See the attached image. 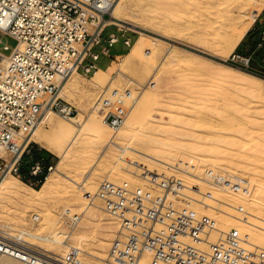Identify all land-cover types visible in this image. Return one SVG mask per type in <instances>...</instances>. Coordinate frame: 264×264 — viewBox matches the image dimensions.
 Returning <instances> with one entry per match:
<instances>
[{
  "label": "built area",
  "instance_id": "2783aa9c",
  "mask_svg": "<svg viewBox=\"0 0 264 264\" xmlns=\"http://www.w3.org/2000/svg\"><path fill=\"white\" fill-rule=\"evenodd\" d=\"M115 1L0 0V31L18 40L9 55L0 51V180L8 174L25 178L29 134L44 108L66 119L79 115L75 105L59 96L60 83L73 73L91 75L100 67L101 55L111 56L119 36L111 33L104 39L106 29L114 25L124 31L108 21ZM122 34L129 47L132 38ZM258 47L264 49V31ZM252 61V55L237 51L228 57L236 67L263 74L264 53L261 68ZM135 100L133 90L115 88L101 94L94 109L116 131ZM28 165L41 181L53 164L37 158ZM132 173L142 183L103 179L94 192H85L87 200H100L119 220L107 257L111 264H139L145 253L150 255L148 264H264V246L249 244L248 235L235 226L221 230L217 217L205 212L248 220L244 205L212 190L246 197L252 193L248 178L206 169L188 181L143 165ZM66 216L74 223L81 215L68 211ZM80 257L76 246L55 255L0 229V264H83Z\"/></svg>",
  "mask_w": 264,
  "mask_h": 264
},
{
  "label": "bare ground",
  "instance_id": "6f19581e",
  "mask_svg": "<svg viewBox=\"0 0 264 264\" xmlns=\"http://www.w3.org/2000/svg\"><path fill=\"white\" fill-rule=\"evenodd\" d=\"M168 1L183 6L190 4L189 0H168ZM196 1L198 2L199 6L205 5V8H207L206 11L208 12V14L210 13L209 15H211L210 18L211 20L208 21V24H205L200 29L201 31L205 32L206 35L207 34L209 35L208 39L206 38L205 43L218 44V45L224 44L223 47L226 51L225 52L226 55L223 56L219 52H214V55L223 58V60H226L227 57H229V55H231L234 52L236 47L244 38L248 29L255 21L258 14L264 9V0H196ZM162 2L163 0H159V3H161V5ZM126 3L127 0H118L116 4L114 3L111 10V19H109L108 21L116 25H124V23H130L133 27L139 26V24H136L132 20L128 21L126 20V17H124L123 8L125 7ZM251 4L255 6L250 9L249 6ZM163 8L161 6V9ZM147 32L140 31L138 37L130 45V48L127 52L122 54H116V56L122 57L121 63L118 68L119 74L128 77V79H132L139 86H141L142 89L140 90L135 102L132 104L131 110L125 122L119 127L118 130L115 131V133L111 132L112 130L111 127L104 120L101 113L97 112L94 109V104L99 98V97L97 98L98 95L97 93L100 92V90L102 89H103L102 93L106 92L107 88L112 84V82H114L112 77V72L115 71L114 67L112 66H108L107 68L98 67L95 70L94 74L92 73L93 74L91 78L92 86L89 89L85 88L84 90L80 88V85L78 84L77 80L75 78H72V76L76 73H73L62 80L59 87V96L63 97L64 99H67L69 96L75 95L76 96L75 100L77 101L79 109L81 111L80 113L82 114L79 115L78 118L66 119L65 117L61 116L58 112L51 110L47 107L44 108L40 120L33 127L32 132L29 134V140L38 143L39 145H41V147L42 146L45 147L47 150L57 155L59 157V160L57 161L56 164L52 165L50 171L46 174V177L44 178L42 184L39 187L30 186L22 179L11 174L4 176L0 180V225L4 226L5 227L4 229H6V227L9 228L6 230L17 235L18 237H24L25 235H28L31 238H33V240L38 239V241H40L42 245L45 246L46 250L48 251L53 250L55 252L57 251L59 252L60 255L63 254L68 247L76 246L80 249V254H81L80 259L83 264H111L108 261L107 257L111 245V240L114 237L115 232L118 230L117 227L119 226V220L117 219V217L110 215L108 213L110 215V220L105 221L106 218L104 217V213L106 211L102 206V202L98 199H95L94 201H89L85 198L86 191L94 192L96 190L97 185H95V182L97 181L98 177H101L100 175L102 174L101 170L103 166L105 165L108 166V164L110 163L112 164V162L113 164L114 163L116 164L119 161L121 162L122 160L124 161V163L125 162L127 163V165L125 166L120 165L118 167L110 168V170L109 169L107 170L108 173L106 176H110L115 181H117L118 179L119 180L127 179L129 181L138 179L135 178L136 175L132 173V171H134L135 168H139L140 165L147 166L151 169L150 167V165H152L151 163L157 162L156 160L162 161L165 165H167L166 167L168 168L176 169L179 173L184 175L183 176L184 179L186 176H188L189 178L190 177L193 178L196 175L202 174V168L200 167L207 166L206 165L207 163L204 162L206 160L204 159H207V161L209 160L208 166L213 170L219 167L218 166L219 163L221 166L220 161H222L224 155L222 149L223 150L225 149L224 153L227 154L226 149L228 151L229 147L220 148L218 144L220 143L222 144L223 141L224 144L226 145L229 144L228 146H230V142L228 143L229 138L228 139L226 138L227 141L226 139H224L226 143L224 142L223 138L225 136L222 138V140L220 138L222 137L221 135L219 136L220 139H216L217 137L215 138L212 137V139L209 142L205 141L206 137L205 139L203 138L204 136L199 137L196 140V142H188L192 144L194 143L192 146L186 143L185 140L183 139L181 144L180 137L178 136L174 137L173 135L172 138L170 133L167 135L168 137L170 135V137L168 138V142L166 143L158 142L155 145L157 152L161 154H166L167 158L164 159H160L156 157L155 154L157 152H154L155 154H153L152 152L144 153L139 149L134 148L132 145H129V143L124 144V138L121 136L126 135L128 133L130 134V131H132L134 125L138 123L136 122L137 120L143 122L145 119L148 118L149 107L150 105H152L151 104L152 101L154 99H157L159 101V97H161V93L163 92L162 90L163 85L161 84L163 76H161L160 73L161 72L164 73L168 67L169 68L179 67V68L192 70V72L193 71L195 72L194 74L193 73L192 74L193 75L196 74V76L197 75L199 76V74L202 75L201 72L204 70L205 71V73L203 72L204 75H206L209 72L211 73V76H209L210 78L213 77L212 76L213 74L214 76L217 77V78L215 77L216 79L213 77L214 81L215 80L217 82L220 81L218 80V77H220L222 82L223 80L225 81L223 83H227V84L234 83V86L236 85L237 87L240 88V90L241 88L260 89V87L261 88L264 87V78H262L260 75L256 73L247 71L240 67H234V65L225 62H219V64L217 63L218 66H216V68H220L221 70H218L219 73L213 72L212 74L211 71L212 67L209 64L208 65L209 67L207 66L208 67L207 69L204 59L193 56L192 54L184 52L183 50H178L174 48L172 43L166 48L161 59L159 60L153 59L154 57L157 58L158 54H160V51L158 47H156V44L159 42L161 43L162 40L165 41L162 38L163 37L166 38L168 36L166 34H161L160 37L162 36L163 37L160 38L159 36H152ZM203 36L204 35H202V38H204ZM203 41L202 44L204 43ZM142 55H148V61L147 59H144L142 61L143 65L141 64V67H139L141 71H139L138 77H141L142 79L143 78L142 74L148 71L149 77L147 78V83H150L149 85H151L153 90H148V88L145 87L143 83H141L142 81H140V79L133 78L126 73V70L132 65V63H134ZM150 61L153 62L151 63ZM162 69L164 71H160ZM173 71L171 70V72ZM181 76H179V78ZM188 78L189 77H187V79ZM197 82L198 81H196V83ZM217 85H219V83ZM81 87L83 86L81 85ZM191 91L189 95H192L193 92ZM212 91L213 90H211V92ZM144 93H147L145 97H143ZM210 93L208 97L206 96L204 97L207 99V101L209 98H211L212 93L211 94ZM213 94L212 96L214 97ZM219 95L220 93L217 92V96ZM192 96H194L192 97L193 100V98H195V95L193 94ZM184 99H185V95H184ZM158 101L156 102L158 103ZM172 106L175 108L174 104ZM179 108L181 111L180 106ZM175 110L177 111V108ZM172 114L174 115L176 114L177 116V113L172 112ZM194 114H196L195 111ZM199 114L200 113L198 112V116ZM45 127L49 128L48 130L49 132H44ZM190 128L192 129V127ZM110 132L112 133V135L107 140L106 137L108 134H110ZM192 135L189 136L192 138ZM193 138H195V136ZM202 138L204 139L203 141ZM234 138L235 137H233V139ZM238 139L241 140V137H239ZM238 139H235V141H238ZM200 140L202 143L200 142ZM248 141L250 144L251 141L250 140ZM257 141L258 140H256V142ZM183 142H185L187 145H185V143ZM233 142L231 143L233 144ZM245 143H247V141H245ZM245 143H240L238 141V144L242 145L243 147L245 146ZM263 143L264 141L262 140V144ZM99 144L101 146H104V148L101 151L98 158L94 161V163L91 166L88 164L89 166L87 170L83 171V173L79 172L80 173L79 176L77 173L76 176L73 172L75 171V169H78V167L80 166L82 167L83 161L86 164L85 160L87 158L85 159V157L86 155H88L87 153L91 151L89 148H94L93 146L96 147L97 145L99 146ZM256 147H258V145ZM81 148L83 149V152L85 151L84 156H79V158H75L78 157V155L76 156L74 154L75 150L76 149L80 150ZM184 150L190 152H186ZM259 150L261 151V148ZM117 151H119V153ZM221 151L222 153H219ZM136 153L141 154L140 157L142 158L137 156ZM216 153L217 154L219 153V155L222 154L223 155L222 157H219V155H217ZM242 153L244 154V152ZM227 155L225 156V160ZM228 157L230 158L229 155ZM72 158L76 159L75 164L71 162L74 166L72 165L73 167L70 168L67 173L63 170V167H65L64 165H66V163L67 164L69 163L70 165V160ZM73 159L72 161L74 162ZM136 159L138 163L134 162L136 161ZM174 159H176L177 161L179 160V162L176 161L177 163H179L177 166L175 165ZM256 159L257 158H255V160ZM227 164H229V162L226 163V165ZM131 165H133L134 167L133 169L130 167ZM107 168L108 167H106V169ZM189 178L186 180H189ZM138 182L142 183L141 180H139ZM212 190L214 194L221 196L223 199L227 201H232L236 204L244 205L250 213L248 220L243 222L240 221L239 219L230 218L222 214H215V212H213V210L210 209L205 210L206 213L215 215L217 217L219 222V228L221 230H226L229 229L230 227L235 226L238 229H240L243 234L248 235L249 244L264 246V216H260L259 214L250 211V207L252 204L248 200L251 199V195L243 197L240 195L229 194L221 190H218L216 188H212ZM253 191L254 190H252V192ZM255 193L257 194L254 197L259 199L261 202H264V198L262 197V189L256 188ZM49 198H53L54 200L55 198L56 200L64 199V201L66 202L68 201L69 204L67 202V205L65 207L63 206L64 208L60 210L58 209L54 210L55 213L53 212V214H50V212H48V209L46 208L47 212L51 216H48V214L46 216L45 213L46 216L45 220L43 217H42L43 220H41L40 209L44 211L45 207L49 205V203L48 205H46L47 200ZM31 211H33V213H31L30 216L31 220L34 222L36 220L38 221L40 220L37 228L31 227L30 225H33V223L31 222V224H29L28 222V220H30L28 215ZM68 211H71L72 214L74 215L80 214L81 216L74 223L72 222L70 223L68 222L66 216V213H68ZM64 217L66 218L65 220H63ZM47 219L48 221H46ZM46 223H51L50 228H47ZM67 223H70L69 224L71 226L70 228L66 227L65 224ZM13 227L18 228L19 231L10 230V228ZM45 228L48 229L46 233L44 232ZM93 244L94 246H92ZM149 261H150V255L148 253H145L141 257L139 264H148Z\"/></svg>",
  "mask_w": 264,
  "mask_h": 264
},
{
  "label": "rangeland",
  "instance_id": "374dc122",
  "mask_svg": "<svg viewBox=\"0 0 264 264\" xmlns=\"http://www.w3.org/2000/svg\"><path fill=\"white\" fill-rule=\"evenodd\" d=\"M116 2H118V0H116ZM116 2H115V4H116ZM189 2H190V4L183 6V5L175 4L173 2L171 3L168 0H163L162 5H161V3H159V0H127V3L125 5V7L123 8L124 17H126V20H128V21H131V20L134 21L136 24H139V26L133 27L130 23H124V25H118L119 27L123 28L124 31L118 30L117 26H114V25L109 26L106 29L104 36H103L104 39H107L111 33H116L119 36V41L111 48V56L101 55L100 59L98 60V64L101 68H107L108 66H112L115 69V71L112 72V77H113L114 82H112V84L107 88L106 92H108L109 90L115 89V88L131 89L134 91L136 98L138 97V94L140 92V90L138 89L139 85L135 81H133L132 79H128V77H126V76H122L121 74H119V71H118L122 57L116 56V54L125 53L130 48V46L127 47L124 44V36H123L122 32H124L125 35L132 38L130 45L138 37L140 31H145V32L148 31L147 32L148 34H150L152 36H159V37L161 36V34H166L168 37H166V38L163 36H162L163 38L160 37V38L164 39L165 41L162 40L161 43L159 42L156 44V47H158V49L160 51V54H158L157 58L152 57L153 59H156V60L161 59L166 48L172 43L174 48H176L178 50H183L184 52L192 54L193 56L204 59V61L206 63V67L209 64L212 67V69L210 67L212 74H213V72L217 73L218 70H221L220 68H216V66H218L219 62H225V63L230 64L228 62V57L226 60H223V58H220V57L214 55V52H219L223 56L226 55V53H225L226 51L223 47L224 44L218 45V44H207V43H205V40H206V38L208 39L209 35L207 34L208 35L207 36L206 33L201 31L200 29L205 24H208L209 20H211L210 19L211 15H209L210 13L208 14V12L206 11L207 8H205V5L199 6V4L196 0H189ZM161 6H162V8L163 7L164 8L161 9ZM254 6L251 4L249 6V8L251 9ZM159 8L161 11L159 10ZM254 27H257V29L254 30ZM262 29H264V22L259 21L256 24V19H255V21L253 22L251 27L248 29L247 33H250L251 31L259 33V32H262ZM200 35H201V37H200ZM202 35H204L203 36L204 38H202ZM0 38L2 39L0 42V51L6 55H9L12 52V50L14 49V47L17 45L18 40L15 37H13L9 34H6L2 31H0ZM200 40H202L204 43L202 44V41H200ZM6 45H8L7 48H5ZM234 51L240 52L242 54L247 53L245 51L244 47H242L241 49H235ZM149 58H151V57H149ZM256 58H259V59L261 58L260 53H257ZM144 59H147V61H148V55L140 56V58H138L134 63H132V65L126 70V73L133 78L140 79V81H142L141 83H143L144 86L148 88V90H153L151 85H149L150 83H147V78L149 77L148 71H146L142 74L143 80L141 79V77H138L139 71H141L139 67H141L142 61ZM153 59H150V60H153ZM212 64H213V66H212ZM208 67H207V69H208ZM234 67H236V66H234ZM170 68L168 67L164 73L163 72L160 73V75L163 76L162 77L163 79L161 81V84L163 85V87H162L163 92L161 93V97H159V101L157 99L153 100L154 103L152 101V103H151L152 105H150V107H149L148 118L144 120L146 122H144L143 120H142L143 122L137 120L136 122H138V123L134 125L132 131H130V134L128 133L126 135L121 136L124 138V144L129 143V145H132L134 148L139 149L140 151H142L144 153H151L152 152L153 154H155L154 152H157V149L155 147L156 143L168 142V138L170 137V135L172 136V138H173V135H174V137L175 136L180 137V139H181L180 143L181 144H182V139L185 140L186 143L196 142V140L199 137H203V136H204L203 137L204 139L206 137L205 141H207V142H209L212 139V137L213 138L217 137L216 139L221 138V140L224 136L225 137L223 138V140L226 138L227 139L229 138L228 143L230 142V146H228L229 145L228 143H227L228 145L224 144L223 141H222V144L221 143L220 144L217 143V144H218V146H220V148L229 147L228 151L226 149V152L230 156V158L228 157L227 154L224 153L225 149L224 150L222 149L224 155L222 154L223 155L222 161L219 160L221 162V166L219 163L218 164L219 167L214 169V170L219 171L221 173H233V174L248 178L252 183V190H254L250 194L251 199L248 200L252 204L250 207V211H253V213L259 214L260 216H264V202H261L259 199L254 197L257 194V193H255L256 188L257 189L261 188L262 189V197L264 198V155H263L264 154V146H263L264 143L262 144V140L264 141V87H262V88L260 87V89L259 88H254V89H248V88L242 89L241 88V90H240L239 87H237L236 85H235L236 87L234 86V83H231L233 85L223 83L225 81L223 80V82H222L220 77H218V80H220V81H218V82L216 80L214 81V78L216 76H214V74H213L212 76L214 78L213 77L210 78L209 76H211V73L208 72L206 75H204V73H205L204 70L201 72L202 75L199 74V76L198 75L196 76V74L193 75L195 72L194 71L192 72V70H188L185 68H179V67H170ZM173 69H174V71H173ZM216 69H217V71H216ZM171 70L174 73L171 72ZM205 70H206V68H205ZM160 71H164V70L162 69ZM197 73H199V72H197ZM79 74H81V75H79ZM93 74L87 76V75H84L83 73H76L72 76V78H75L77 80L78 84L80 85V88L85 90V88L89 89L92 86L91 78H92ZM258 75H260L262 78H264V73L258 74ZM179 76H181V77L179 78ZM187 77H189L188 78L189 80L187 79ZM196 81H198V82L196 83ZM218 83H219V85H217ZM208 84H209V86H208ZM81 85L84 88L81 87ZM211 88H213V89H211ZM200 90H201V92H200ZM211 90H213V91L211 92ZM190 91L193 92L192 95L193 94L195 95V98H193V100H192V97H194V96L189 95ZM205 91H207V92H205ZM216 91L220 93L219 96H217ZM102 92H103V89L97 93L98 94L97 98L101 94H103ZM210 92L212 94L214 93L213 94L214 97L212 96V94ZM203 93H205L206 95ZM209 93L211 94V98H209L207 101V99L204 97L205 96L208 97ZM146 95H147V93H144L143 97H145ZM184 95H185V99H184ZM75 97H76L75 95H71L66 100L69 101L71 104L75 105L79 111V115H81L82 113H80L81 111L79 109L77 101L75 100ZM186 98H187V101H186ZM201 98H203V99H201ZM224 98H225V100H224ZM210 99H211V102H210ZM156 101H158V103ZM76 103H77V105H76ZM173 104H174L175 108L172 106ZM179 106L181 107V111H180ZM201 106L202 107L204 106V107L202 108ZM172 107L174 110L177 108V111L176 110L174 111L172 109ZM200 108H201V110H200ZM207 110H208V112H207ZM194 111L196 114H194ZM172 112L177 113V116H176V114L175 115L172 114ZM192 112L194 115L192 114ZM198 112L200 113L199 116H198ZM79 115L77 116V118L79 117ZM173 115H174V118H173ZM55 119H56V117H55ZM210 122H211V125H210ZM198 123H200V124H198ZM214 124L216 125V127ZM190 127H192V129ZM48 130H49L48 127L44 128V132H49ZM111 132L115 133L114 130H111ZM111 132H110V134H108L109 137L107 135V137H106L107 140L111 137V135H112ZM168 134H170L169 137L167 136ZM238 134H239V136H238ZM189 135H192V138ZM220 135L222 137L219 138ZM194 136H195V138H193ZM233 137H235V138L233 139ZM239 137H241V140L238 139ZM243 137H244V139H243ZM203 138H202V141L204 140ZM227 139H226V141H227ZM232 139H233V141H235V139H238V141L240 143H245V141H247V143H245V146L243 147L242 145L238 144V141L233 142ZM247 139L251 141L250 144H249V141ZM256 140H258V141L256 142ZM122 141H123V139H122ZM205 141H204V143H205ZM226 141L224 140L225 143H226ZM185 142H183V143H185ZM200 142H201V140H200ZM219 142H220V140H219ZM231 142H233L234 145ZM254 142H255V145H254ZM31 143L35 144L36 142L31 141ZM186 143H185V145H187ZM188 144L193 146L194 143L193 144L188 143ZM256 144L258 145L259 148L256 147L257 146ZM190 145H188V146H190ZM209 145H211V144H209ZM234 146L235 147L237 146V147L235 148ZM241 146H242V148H241ZM93 147L94 148H89L91 151L89 153H87L88 155H86V157H85V159L86 158L87 159L86 160L84 159L86 161L87 165L83 161L82 167L81 166L78 167V169H75V171L73 172L76 176H77V173L79 176V174H80L79 172L83 173V171L87 170L88 166L89 165L91 166L94 163V161L98 158V156L100 155L101 151L104 148V146H101L100 144H99V146L97 145L96 147L95 146H93ZM238 147H239V149H238ZM260 148H261L262 152L259 150ZM80 150H81V152H80ZM80 150H78V149L75 150L74 154L76 156L78 155V157H75V158H79V156H84L85 151L83 152L82 148ZM184 151L190 152L187 150H184ZM222 151L219 153H222ZM78 152H80V153H78ZM117 152L119 153V151H117ZM242 152H244V154ZM219 153L218 154L216 153V154L219 155ZM254 153H255V155H254ZM257 153H259V154H257ZM50 155H53L51 164H56L57 161L59 160V157L55 154H50ZM136 155L139 157L141 156V154H139V153H136ZM155 155H156V157H158L160 159L167 158L166 154H161L159 152H157ZM222 155H219V157H222ZM226 155H227V157L225 160ZM235 155L236 156L239 155V156L236 157ZM252 155H254V156H252ZM140 158H142V157H140ZM255 158H257V159L255 160ZM72 159L70 160L71 166L69 165V163L68 164L66 163V165H64L65 167H63V170L67 173H68V170L74 166L73 164H75L76 159H73L74 162L72 161ZM176 159H178V158H176ZM176 159H174V162H175V165L177 166L179 164V163H177V162H179V160L177 161ZM90 160H91V162H90ZM204 160H206L204 162L207 163L206 164L207 166H201L200 167V168H202V174L205 172L206 168L211 169L208 166L209 160L208 161H207V159H204ZM156 161L158 163L157 162L151 163L152 164V165H150L151 168L157 169L159 171H167V172L170 171L169 173H175L179 176L182 175L176 169L166 167L167 165H165L162 161H160V160H156ZM224 161L226 163L229 162L230 165L229 164L226 165V163ZM134 162H137V159ZM205 163H204V165H205ZM222 163H223V166H222ZM114 164L112 162V164L110 163V164H108V166L105 165L102 167V170H101L102 174L100 175L101 177H98V179H97L98 182L97 181L95 182V185H97V187L103 179H109L111 181H115L110 176H106L108 173V171H107L108 169L110 170V168L118 167L120 165H124V166L127 165V163L126 162L124 163L123 160L121 162L119 161L115 165ZM106 167H108V168L106 169ZM130 167L132 169L134 168L133 165H131ZM47 173H48V171H46V173L42 176L41 181L36 180V179H28V178L23 179L21 177H18L17 175H14V176L22 179L23 181H25L30 186L37 187V186H40L42 184V181L46 177ZM183 176L184 175H182V177ZM187 177L188 176H186L185 179L189 178V177L188 178ZM135 178H138V179L130 180V182L138 184V181L141 179H139V177H136V176H135ZM124 180H127V179H121V180L118 179L115 182H121ZM191 180H193V179L190 177L188 181H191ZM257 183H258V185H257ZM204 187H206V186H204ZM57 200H56V198H55V200L53 198H49L47 200L46 205H48V203H49V205L45 207L44 211L40 209L41 220H43V218L45 220L47 214H48V216H51L50 214H53L54 210H57V209L60 210L67 205L68 201L66 202V201H64V199H57ZM68 204H69V202H68ZM46 208L48 209V212H50V214L47 212ZM33 211H31L29 213V215H28L29 218L31 216V213H33ZM45 213H46V216H45ZM104 217L106 218L105 221L110 220V215L107 212L104 213ZM65 219L66 218L64 217L63 220H65ZM46 221H48V219ZM28 222H29V224H31V222L33 223V225H30L31 227L37 228L40 220L39 221L36 220L34 222L30 218V220H28ZM68 222H69V220H68ZM46 224H47V228H50L51 223H46ZM48 224H49V227H48ZM69 224L70 223L65 224L67 228L71 227ZM4 228H5L4 226L0 225V229H4ZM6 229H9V228L6 227ZM10 230L19 231V229L16 227L10 228ZM47 230L48 229L45 228L44 232L46 233ZM24 237H26V239H28L29 241L38 245L39 247H41V248L44 247V249H45V246L42 245V243L40 241H38V239L33 240V238H31L28 235H25ZM92 246H94V244ZM50 251L55 255H59V252H57V251L56 252L53 250H50Z\"/></svg>",
  "mask_w": 264,
  "mask_h": 264
},
{
  "label": "crops",
  "instance_id": "0c3cea01",
  "mask_svg": "<svg viewBox=\"0 0 264 264\" xmlns=\"http://www.w3.org/2000/svg\"><path fill=\"white\" fill-rule=\"evenodd\" d=\"M264 22V9L260 12L258 17L256 18V24L257 22ZM257 27H254V30H256ZM264 29H262V32H254L251 31L250 33H247L245 37L242 39V41L239 43L236 49H241L244 47L245 53L244 55H252L253 57V65L257 68H261V59L264 53V49L259 46V43L262 39V33ZM257 53H260L261 58H256ZM54 154L51 151L47 150L45 147H41L38 143L31 144V154L27 155L25 157V169H24V176L28 179H36V176H33L30 174L29 169L30 166L28 164H32L35 159L37 158H43L46 163H52V158Z\"/></svg>",
  "mask_w": 264,
  "mask_h": 264
},
{
  "label": "trees",
  "instance_id": "16d2710c",
  "mask_svg": "<svg viewBox=\"0 0 264 264\" xmlns=\"http://www.w3.org/2000/svg\"><path fill=\"white\" fill-rule=\"evenodd\" d=\"M37 187H39V186H37Z\"/></svg>",
  "mask_w": 264,
  "mask_h": 264
}]
</instances>
